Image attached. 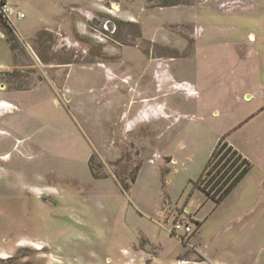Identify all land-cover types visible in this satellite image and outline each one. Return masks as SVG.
<instances>
[{"label":"rangeland","instance_id":"rangeland-1","mask_svg":"<svg viewBox=\"0 0 264 264\" xmlns=\"http://www.w3.org/2000/svg\"><path fill=\"white\" fill-rule=\"evenodd\" d=\"M9 6L0 264H264V0ZM220 139L252 166L216 200Z\"/></svg>","mask_w":264,"mask_h":264},{"label":"trees","instance_id":"trees-1","mask_svg":"<svg viewBox=\"0 0 264 264\" xmlns=\"http://www.w3.org/2000/svg\"><path fill=\"white\" fill-rule=\"evenodd\" d=\"M2 1L5 2V0ZM2 25L12 31V26L8 22L4 21ZM18 88L25 87L18 85ZM251 166V161L246 156L228 141L220 139L196 183L208 196L220 200L249 171Z\"/></svg>","mask_w":264,"mask_h":264},{"label":"built area","instance_id":"built-area-1","mask_svg":"<svg viewBox=\"0 0 264 264\" xmlns=\"http://www.w3.org/2000/svg\"><path fill=\"white\" fill-rule=\"evenodd\" d=\"M0 5L2 6V8H4L5 11L11 10L10 7H8L6 3L3 2L2 0H0ZM176 230H183L185 234H189L192 231V227L186 222L177 221V222H174L170 231L174 232ZM181 263H182V260L178 261V264H181Z\"/></svg>","mask_w":264,"mask_h":264},{"label":"crops","instance_id":"crops-1","mask_svg":"<svg viewBox=\"0 0 264 264\" xmlns=\"http://www.w3.org/2000/svg\"><path fill=\"white\" fill-rule=\"evenodd\" d=\"M5 3H6L7 6H9V0H5ZM9 7H10V9H12L11 6H9ZM7 15H8V18H9L10 16H9L8 13H7ZM8 18H7L6 20H7V22L11 25V20L8 19ZM13 30H14V29H13ZM14 32H15V31H14ZM228 143L231 144L232 142H228ZM231 145H233V144H231ZM233 146H234V145H233ZM234 147H235V146H234ZM235 148H236V147H235ZM236 149H237V148H236ZM237 150H238L240 153H242L239 149H237ZM242 155H244V154L242 153ZM244 156H245V155H244ZM244 176H245V175H244ZM244 176H243V177H244ZM151 218H153V216H151ZM158 222H159V221H158ZM181 231H182L181 234H182V235H185V233L183 232V230H181ZM181 234H179L178 236H180ZM181 239H182V238H181ZM123 251H124V250H123ZM199 251H201V250H199ZM124 254H125V253H124ZM126 254H127V253H126ZM199 254H201V252H199ZM130 255H133V254H130ZM122 256H123V254H122ZM138 256H139V255H138ZM140 256H143V255H140ZM129 257H130V259H132L131 256H129ZM201 257L204 258V256H203L202 254H201ZM202 258H201V259H202ZM192 259H193V258H192ZM201 259H194L193 262H194V261H200ZM178 260H179V259H177V262H178Z\"/></svg>","mask_w":264,"mask_h":264},{"label":"flooded vegetation","instance_id":"flooded-vegetation-1","mask_svg":"<svg viewBox=\"0 0 264 264\" xmlns=\"http://www.w3.org/2000/svg\"><path fill=\"white\" fill-rule=\"evenodd\" d=\"M164 51H166V48L165 47H162Z\"/></svg>","mask_w":264,"mask_h":264}]
</instances>
